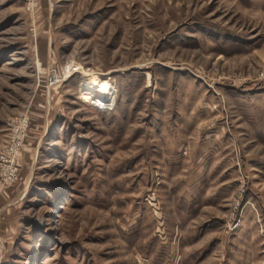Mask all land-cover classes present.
<instances>
[{
  "label": "rangeland",
  "instance_id": "obj_1",
  "mask_svg": "<svg viewBox=\"0 0 264 264\" xmlns=\"http://www.w3.org/2000/svg\"><path fill=\"white\" fill-rule=\"evenodd\" d=\"M25 113L0 264H264V0H0Z\"/></svg>",
  "mask_w": 264,
  "mask_h": 264
},
{
  "label": "built area",
  "instance_id": "obj_2",
  "mask_svg": "<svg viewBox=\"0 0 264 264\" xmlns=\"http://www.w3.org/2000/svg\"><path fill=\"white\" fill-rule=\"evenodd\" d=\"M27 3L32 4L33 0H25ZM62 78L60 74L56 70H50L47 78V86L52 87L57 82H59V79ZM115 91L112 95V103H114V97ZM11 125L15 129L14 134L12 136V140L7 146V151H1L0 150V164L1 168L4 174L7 175V178H4L5 182H15L18 180V174H19V165L15 164L11 159L9 158V155L17 156L20 153V149L23 147V144L25 142L26 138V130L29 126V115L28 114H22L21 116L15 118Z\"/></svg>",
  "mask_w": 264,
  "mask_h": 264
},
{
  "label": "bare ground",
  "instance_id": "obj_3",
  "mask_svg": "<svg viewBox=\"0 0 264 264\" xmlns=\"http://www.w3.org/2000/svg\"><path fill=\"white\" fill-rule=\"evenodd\" d=\"M80 68H81V67H80ZM75 71H77V70H75V68H72V69L70 70V73L75 72ZM90 83H91L92 85H94V86L96 87L97 90H100L101 92H102V91H106V90H108V89H111V85L109 84L108 81H106V80H102V79H100L99 77L94 76V75L91 77V82H90ZM112 94H113V90H112V92H110V93L108 94V97L106 98L107 101H108L109 98L112 96ZM107 101H102V102L107 103Z\"/></svg>",
  "mask_w": 264,
  "mask_h": 264
}]
</instances>
